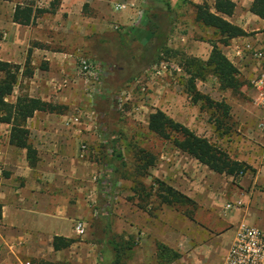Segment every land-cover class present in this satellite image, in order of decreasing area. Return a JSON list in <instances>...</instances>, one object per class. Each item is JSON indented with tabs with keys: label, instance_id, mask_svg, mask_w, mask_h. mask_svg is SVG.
Instances as JSON below:
<instances>
[{
	"label": "rangeland",
	"instance_id": "374dc122",
	"mask_svg": "<svg viewBox=\"0 0 264 264\" xmlns=\"http://www.w3.org/2000/svg\"><path fill=\"white\" fill-rule=\"evenodd\" d=\"M11 4L4 3L1 18L4 25L10 20ZM178 4L182 3L174 2L169 11L164 0H149L140 5L142 22L133 29L108 22L101 32L78 39L81 48L75 56L87 59L90 73L77 65L79 82L72 86L78 91L77 105L62 104V112L66 114L65 125H76L71 117L82 111L77 119L81 125H91L95 132L93 142L86 140L88 151L84 154L88 153L98 167L94 178L97 190L91 201L95 215L83 235L95 241L100 249L116 245L112 264H160L162 201L157 193L162 187L158 181L176 189L179 178L183 181L179 182L180 187L188 184L200 201L229 211L240 205L234 194L241 181L251 182L264 169V106L259 104L253 84L257 62L247 55L233 57L240 69L237 75L240 86L235 90L223 88L210 70L192 80L188 59L206 60L210 40L217 39L211 28L195 22L191 4ZM243 67L251 68L243 70ZM192 84L205 97L227 104V115L209 106L204 98L194 101ZM25 86L21 82L19 89ZM155 109L208 138L249 169L243 175L222 176L226 179L222 180V186L227 182V194L221 197L218 176H198L197 169L196 174L187 173L181 168L182 161L190 156L148 129V115ZM112 145L119 149L124 164L110 154ZM149 157L152 161L147 166ZM258 180L256 186L264 190L262 178ZM189 198L192 201L179 198L168 204L169 221L176 215L174 210L181 213L182 225L185 218H191L194 199ZM227 203L234 207L226 209Z\"/></svg>",
	"mask_w": 264,
	"mask_h": 264
},
{
	"label": "crops",
	"instance_id": "0c3cea01",
	"mask_svg": "<svg viewBox=\"0 0 264 264\" xmlns=\"http://www.w3.org/2000/svg\"><path fill=\"white\" fill-rule=\"evenodd\" d=\"M52 1L0 0V61L20 65L17 84L8 97L11 102L25 91L44 101L76 106L79 96L72 86L79 82L77 65L84 59L75 54L81 48L78 39L101 32L108 22L132 28L142 22L140 5L149 0H58L53 12L38 15L33 24L12 21L16 3L30 2L50 9ZM168 1L182 3L179 6L206 1L212 7L214 3L213 0ZM232 1L234 12L224 17L248 33L230 39L227 45L220 44L222 52L234 63L231 43L249 40L264 47V20L249 11L253 0ZM5 2L12 3L7 25L1 20ZM122 3L126 6L120 8ZM25 66L31 70L30 76L21 74ZM250 68L243 67V70ZM21 82L26 83L23 90L19 89ZM81 113L78 111L71 117L76 125H65V112L36 111L28 118L29 141L37 152V160L32 165L25 148L9 143L10 125L0 123V264H36L39 260L56 264H101L102 253L114 261L113 247L100 249L95 241L85 239L84 232L78 233L76 229L80 222L85 229L95 215L91 201L97 190L94 178L98 170L90 155L84 156L88 151L86 140L93 142L95 132L91 125H81L77 119ZM189 158L182 161L181 168L189 174H196L197 169L198 176H218L219 194L221 197L227 194V182L222 186V180L226 179L221 178L225 174ZM259 173H263L260 177L264 182V169ZM260 177L258 174L251 182L241 181L234 194L240 205L229 211L200 201L188 184L180 187L182 180L177 178L179 182L174 185L178 188L174 187L194 199V213L182 225L181 213L174 210L176 215L169 221L166 209L170 207L161 204L160 264H223L240 224L264 229V190L256 186ZM189 178L191 183V175ZM55 236L69 239L70 243L55 249Z\"/></svg>",
	"mask_w": 264,
	"mask_h": 264
},
{
	"label": "trees",
	"instance_id": "16d2710c",
	"mask_svg": "<svg viewBox=\"0 0 264 264\" xmlns=\"http://www.w3.org/2000/svg\"><path fill=\"white\" fill-rule=\"evenodd\" d=\"M213 1L212 7L206 1L202 3L190 2L194 11L195 22L213 29L218 39L216 40L217 42L210 40L211 50L206 60H200L195 57L188 59V64L191 68L189 72L191 79L194 80L203 77L205 70H210L223 88L235 90L240 86L237 77L239 70L222 52L219 44L227 45L230 39L245 36L248 33L239 25L232 23L224 17L233 14L235 9L234 1ZM57 3L58 0L52 1L50 3V9L37 7L29 2L16 3L12 13V21L21 25L33 24L38 15L44 12H53ZM164 4L166 5V9L171 11L169 1L164 0ZM249 11L264 20V0H253ZM165 35L167 36V33ZM159 50L157 49V51ZM19 74V64L0 61V123L10 125L9 143L16 147L25 148L28 162L32 165L37 160V152L36 148L29 141V130L26 127L28 118L32 117L36 111L61 113L63 106L44 101L38 97L29 96L26 93L19 94L13 102L9 101L8 97L13 93ZM21 74L30 76L31 70L25 66ZM191 91L194 92V101H197L199 98H204L209 106H213L215 109L227 115L229 109L227 104L213 101L200 94L194 84L191 85ZM148 129L163 139L169 140L177 149L193 157L198 163L206 165L214 172L236 176L243 175L249 169L241 161L229 157L226 152L219 149L208 138L196 134L186 125L173 120L161 109H155L149 113ZM115 141L116 139L113 142ZM110 154L115 157L116 161H119V159L120 161L122 160V154L116 146H111ZM149 158L146 164L147 166L152 161V158ZM121 164H124V161H121ZM112 168L115 170V166L112 165ZM158 185L162 187V189L160 187L158 188L159 191L157 190V196L161 199L162 203H175V201H179V198H184L189 202L192 201L189 197L174 189L172 186L165 184L163 181H158ZM69 243V239L61 236L54 237L55 249L66 247ZM113 248L117 250L116 245ZM101 257V264H110L111 259L104 256V254ZM36 264L56 263L39 260Z\"/></svg>",
	"mask_w": 264,
	"mask_h": 264
},
{
	"label": "built area",
	"instance_id": "2783aa9c",
	"mask_svg": "<svg viewBox=\"0 0 264 264\" xmlns=\"http://www.w3.org/2000/svg\"><path fill=\"white\" fill-rule=\"evenodd\" d=\"M120 8L125 4H119ZM118 9V7H116ZM234 58H242L250 56L255 60L258 66L262 67L264 63V47L256 46L252 41L242 40L231 43ZM82 71H90L87 59H81ZM90 73V72H89ZM253 84L257 93L259 104L264 106V68H260L257 72ZM264 127V125H263ZM86 145L83 144L81 149L84 150ZM226 209L233 208L232 204L227 203ZM78 233L84 232L83 223L76 226ZM223 264H264V229L247 224H240L235 231L232 243L229 247L227 256Z\"/></svg>",
	"mask_w": 264,
	"mask_h": 264
}]
</instances>
